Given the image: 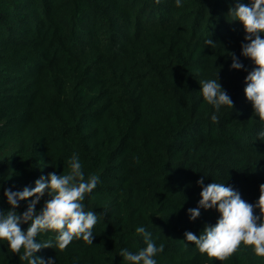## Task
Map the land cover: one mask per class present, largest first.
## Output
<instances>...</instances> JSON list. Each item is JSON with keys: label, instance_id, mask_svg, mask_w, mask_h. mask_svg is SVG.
Wrapping results in <instances>:
<instances>
[{"label": "trees", "instance_id": "trees-1", "mask_svg": "<svg viewBox=\"0 0 264 264\" xmlns=\"http://www.w3.org/2000/svg\"><path fill=\"white\" fill-rule=\"evenodd\" d=\"M250 4L251 0H239ZM237 0H0V211L5 189L22 191L49 173L66 174L73 154L99 181L82 202L98 222L80 239L35 255L55 264H128L122 249L156 246V264H264L243 243L224 261L185 239L220 214L188 209L204 179L226 183L254 204L264 184V121L245 95L256 66L241 55L245 29L228 15ZM215 43L209 46L205 41ZM264 39V34H261ZM234 53L244 69L231 68ZM234 102L217 112L200 81L217 78ZM216 114L218 122L211 116ZM32 199L20 201L18 214ZM50 197L36 205L39 212ZM255 214L260 215L259 209ZM28 223L21 229L27 231ZM187 243L188 247L184 244ZM0 240V264H28Z\"/></svg>", "mask_w": 264, "mask_h": 264}, {"label": "clouds", "instance_id": "clouds-1", "mask_svg": "<svg viewBox=\"0 0 264 264\" xmlns=\"http://www.w3.org/2000/svg\"><path fill=\"white\" fill-rule=\"evenodd\" d=\"M176 5H181V0H175ZM232 21H239L245 29L244 41L241 48L243 55L255 64V68L245 77L244 89L246 98L252 102L254 113L260 121H264V0H251L250 4L237 3L229 9ZM205 43L214 46L211 38ZM231 68L240 70L244 65L239 62L234 53ZM203 99L215 107L217 112L221 106L233 109L234 102L223 89L217 78L200 81ZM213 122H218V116H211ZM258 138L264 141V128L258 133ZM70 171L66 174L49 173L35 181V187H25L22 191L4 190V196L11 205L7 212L0 211V240L8 242L13 253H20L23 249L21 260L28 264H55V260L49 258L46 262L35 254L42 248H53L52 241L37 242L38 234L52 231L57 233L55 247L64 250L73 239L82 238L84 242L93 244L95 235L93 229L98 222V215L94 211H85L82 203L85 195L96 187L99 177L91 175L85 178L79 157L73 154L69 161ZM202 186L201 199L196 208L188 209L190 220H196L200 215V209H215L220 217L215 226H205L202 234L197 236L192 232H185V239L194 244L200 253L210 258L224 261L233 255L241 243L251 246L257 256L264 257V184L260 185V195L254 203H248L241 198L238 191L226 183L212 182L203 186L204 179L197 181ZM47 194L48 199L43 208L37 212L36 205ZM32 199L27 210L18 214L16 209L20 201ZM259 209L260 215L255 214ZM22 223H28L27 231L21 229ZM136 232L143 236L146 247L133 254L127 249H122L120 256L128 264H156L154 257L163 252L164 246H156L152 239V233L143 226L137 227ZM188 247V244H184Z\"/></svg>", "mask_w": 264, "mask_h": 264}]
</instances>
